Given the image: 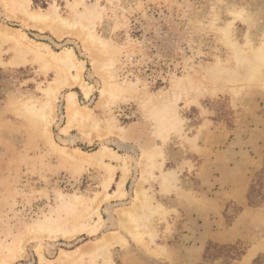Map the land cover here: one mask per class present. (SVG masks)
Here are the masks:
<instances>
[{"label":"rangeland","instance_id":"1","mask_svg":"<svg viewBox=\"0 0 264 264\" xmlns=\"http://www.w3.org/2000/svg\"><path fill=\"white\" fill-rule=\"evenodd\" d=\"M24 1L82 12L108 47L87 46L81 26L60 37L34 27L0 3L1 26L72 48L91 85L88 96L72 84L53 96L65 73L31 54L12 63L15 44L0 38V264H67L62 252L77 249L89 255L68 264H264V90L246 93L233 84L243 72L215 70L230 64L229 40L264 42V0ZM100 59L113 65L97 70ZM108 75L117 97L102 102ZM229 88L244 93L235 106ZM70 93L83 116L64 129Z\"/></svg>","mask_w":264,"mask_h":264},{"label":"bare ground","instance_id":"2","mask_svg":"<svg viewBox=\"0 0 264 264\" xmlns=\"http://www.w3.org/2000/svg\"><path fill=\"white\" fill-rule=\"evenodd\" d=\"M0 3L4 6L6 11L10 15L14 17L23 18L26 22H28L32 26L39 27L40 29L51 28L53 32L59 37L62 36V34H64L65 32L74 31L76 27L81 26L84 29V31L86 30L85 33H83V35L85 36L84 41L87 46H91V47L94 46L102 52L107 51V47H108L107 39L102 38L100 35L95 33L94 28L91 26L90 18L87 15L84 17L82 12H74L69 18V17L60 16L54 6H51L47 10H33L29 7V4H27L24 0H0ZM18 31L17 30L12 31L11 29L0 25V38L3 41H12L15 44L17 56L14 61H11L12 63L14 64L25 63V61H27V55L31 54L35 61H41L47 67H52V68L55 67L57 70L61 71L62 73H65V75L62 76V78L56 80L57 86L49 89L50 94L56 96L57 92L61 88H63L65 85L72 84V85H79L82 88L84 94L86 96L89 95L91 90L90 89L91 85L87 83L83 78L84 62L77 58L72 48L66 47L61 52H54L52 49H50V46L48 44L33 43L25 33ZM112 65L113 62L107 65L105 64V61H102L101 59L94 61L95 69L100 71L102 70L107 71L108 66L111 67ZM72 70H75L76 73H72ZM113 81H114L113 77L111 75H108L107 81L105 82V86L101 89L102 102L108 97H115V96L117 97L116 94V92L118 91L117 85ZM68 101H69V105L72 107V114L69 122L67 123L64 129L71 128L74 125L73 123L75 121H78V119H80V116L83 114L81 105L75 93L68 94ZM27 106H31L29 109L31 113L32 111L34 112V108H33L34 105L29 104ZM42 117H44L47 120V124H50L51 119L49 118V115L43 114ZM72 156L77 160H86V161L96 160L93 158L89 159L88 157H83V156H77V157L74 155ZM104 156L105 153L103 151H100L99 153L94 154L93 157H98V160H102ZM110 171L112 173L110 179H112L114 172L113 169H110ZM107 184L110 183L108 182ZM124 184H125V177L121 179V181L118 184V189L115 191V194L114 193L113 194L116 196H121L123 194ZM113 194L112 193L107 194L106 198H111ZM53 233L55 232L51 231L50 229L48 230L40 229L39 235L53 236L52 235ZM137 233L138 232L135 231L136 236L139 237ZM119 240L122 241L123 238L121 239V237H119ZM101 244H107L106 240H103ZM101 244H98L100 248H101ZM23 252H24V246L21 245L19 248V255L22 256ZM89 252L90 251H88L87 249L86 250L77 249L71 252L64 250L60 257L63 263H67V264L76 263L77 260L83 258L86 254L89 255ZM38 255L40 261L43 263L45 258L40 248L38 249Z\"/></svg>","mask_w":264,"mask_h":264},{"label":"clouds","instance_id":"3","mask_svg":"<svg viewBox=\"0 0 264 264\" xmlns=\"http://www.w3.org/2000/svg\"><path fill=\"white\" fill-rule=\"evenodd\" d=\"M236 23L244 22L243 19H236ZM230 26L228 30H230ZM228 30H221V34L224 37ZM229 40V39H228ZM225 46L229 50L230 64L225 65L219 63L216 65V71L224 73H236L243 72V76L236 81H233L234 87L245 86V92H249L254 89L264 90V42L254 46L248 41L244 44L229 40ZM233 88V87H231ZM229 88L224 94H228L232 97L233 106L244 95L235 96Z\"/></svg>","mask_w":264,"mask_h":264},{"label":"trees","instance_id":"4","mask_svg":"<svg viewBox=\"0 0 264 264\" xmlns=\"http://www.w3.org/2000/svg\"><path fill=\"white\" fill-rule=\"evenodd\" d=\"M50 0H33L34 4L41 5L42 7H46Z\"/></svg>","mask_w":264,"mask_h":264}]
</instances>
